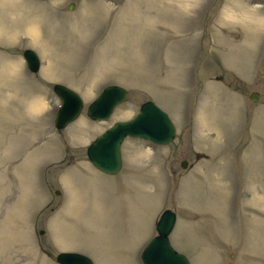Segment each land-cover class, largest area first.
<instances>
[{
  "label": "rangeland",
  "instance_id": "374dc122",
  "mask_svg": "<svg viewBox=\"0 0 264 264\" xmlns=\"http://www.w3.org/2000/svg\"><path fill=\"white\" fill-rule=\"evenodd\" d=\"M262 5L0 0V264H61V250L142 264L164 207L177 213L170 241L190 264H264ZM55 81L85 102L109 83L129 94L105 120L82 112L57 129ZM147 98L175 138H126L119 172L99 170L87 144Z\"/></svg>",
  "mask_w": 264,
  "mask_h": 264
},
{
  "label": "water",
  "instance_id": "95a60500",
  "mask_svg": "<svg viewBox=\"0 0 264 264\" xmlns=\"http://www.w3.org/2000/svg\"><path fill=\"white\" fill-rule=\"evenodd\" d=\"M72 3L70 6H73ZM24 57L28 67L36 71L40 58L32 48L24 49ZM53 91L60 98V104L54 117L56 128H63L74 120L84 106L80 94L71 87L55 82ZM128 90L116 83L105 85L97 96L86 106V114L94 119H106L114 107L128 98ZM259 92L253 90L250 98L257 101ZM175 125L168 113L153 100L147 99L140 104L138 112L130 119L117 120L87 146L86 153L91 162L100 170L116 173L122 165L121 144L126 136L148 139L158 144H166L174 139ZM186 160L181 162L186 166ZM176 220V213L171 208H165L155 225L156 234L144 245L140 258L143 264H190L186 254L177 250L170 242L171 232ZM43 232V230H40ZM56 260L61 264H94L86 254L74 251H60Z\"/></svg>",
  "mask_w": 264,
  "mask_h": 264
},
{
  "label": "bare ground",
  "instance_id": "6f19581e",
  "mask_svg": "<svg viewBox=\"0 0 264 264\" xmlns=\"http://www.w3.org/2000/svg\"><path fill=\"white\" fill-rule=\"evenodd\" d=\"M31 27H33V26H31ZM37 28V27H36ZM30 28H28V30H29ZM29 31H31V30H29ZM33 32V31H32ZM36 32V31H35ZM32 36V35H31ZM37 37V36H36ZM36 39V38H35ZM38 102V101H37ZM39 103V102H38ZM34 106V105H33ZM39 106V105H38ZM32 107V106H31ZM36 108H39V107H37L36 106ZM32 109H33V107H32ZM63 229V228H62Z\"/></svg>",
  "mask_w": 264,
  "mask_h": 264
}]
</instances>
